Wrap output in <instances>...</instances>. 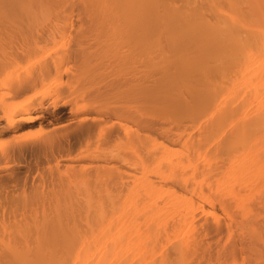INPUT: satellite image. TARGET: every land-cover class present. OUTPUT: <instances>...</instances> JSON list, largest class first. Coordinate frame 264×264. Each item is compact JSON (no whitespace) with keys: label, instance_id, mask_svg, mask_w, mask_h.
<instances>
[{"label":"bare ground","instance_id":"bare-ground-1","mask_svg":"<svg viewBox=\"0 0 264 264\" xmlns=\"http://www.w3.org/2000/svg\"><path fill=\"white\" fill-rule=\"evenodd\" d=\"M0 90V264H264V0H0Z\"/></svg>","mask_w":264,"mask_h":264},{"label":"rangeland","instance_id":"rangeland-1","mask_svg":"<svg viewBox=\"0 0 264 264\" xmlns=\"http://www.w3.org/2000/svg\"><path fill=\"white\" fill-rule=\"evenodd\" d=\"M23 65H24V64H23ZM2 88L5 89L4 87H2ZM3 92H4V93H3ZM3 92H2V90H0V97L3 96V95H5L6 92H7V90H3ZM1 94H2V95H1ZM24 98H26V97H24ZM24 98H21V99L23 100ZM68 108H69V107H66L67 110H69ZM63 121H64V120L62 119L61 121H57V122H53V123H44V124H41V126H40L38 123H36V124H34L30 129H28V130L25 131V135L31 137L30 135L36 133V134H38V135L35 134V137L41 136V135H43V132H44L45 134L48 133V132L51 131L53 128H55V127H57L58 125L62 124ZM56 123H57V124H56ZM37 132H38V133H37ZM31 133H32V134H31Z\"/></svg>","mask_w":264,"mask_h":264}]
</instances>
